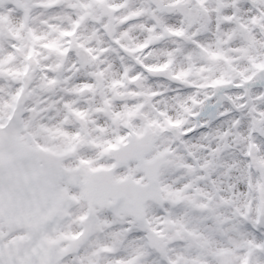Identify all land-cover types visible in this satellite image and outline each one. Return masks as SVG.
<instances>
[{
	"label": "snow or ice",
	"instance_id": "1",
	"mask_svg": "<svg viewBox=\"0 0 264 264\" xmlns=\"http://www.w3.org/2000/svg\"><path fill=\"white\" fill-rule=\"evenodd\" d=\"M0 264H264V0H0Z\"/></svg>",
	"mask_w": 264,
	"mask_h": 264
}]
</instances>
